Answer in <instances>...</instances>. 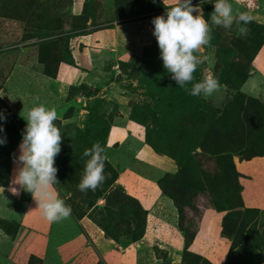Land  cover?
<instances>
[{
    "label": "rangeland",
    "instance_id": "374dc122",
    "mask_svg": "<svg viewBox=\"0 0 264 264\" xmlns=\"http://www.w3.org/2000/svg\"><path fill=\"white\" fill-rule=\"evenodd\" d=\"M229 2L234 15L247 11L253 19L246 25L234 22L229 28L210 26V43L197 53L207 59L193 76L200 80L214 75L220 88L205 98L189 95L163 67L151 24L152 17L167 6L161 0H83L78 7L75 0H0V111L13 112L17 126L14 130L10 123L3 124L0 135H6L7 142L0 145V176L6 175L14 145L22 139L19 134L26 123L22 115L39 97L58 114L54 123L62 140L55 157L56 176L66 197L71 195L66 185H77L70 179L80 181L88 159L83 151L94 143L105 148V179L95 190L89 189L96 207L82 203V209L75 208L78 215L99 217L107 198L117 205L108 213L110 223L120 232L131 221L125 214H131L135 205L123 196L128 193L117 181L118 169L155 178L161 198L153 210L136 219L140 224L144 219L143 235L148 232L152 238L147 248L139 249V262L264 264V210L244 206L237 169L238 161L264 154V100L260 96L250 99L240 89L252 68V55L264 41V20L254 17L264 7L252 0ZM213 7L212 3L200 5L206 18ZM75 21L80 27L71 29ZM229 100L235 101L229 117L237 119L234 125L236 122L238 129L235 135L231 132V141L222 139L231 149L229 159L217 158L198 146L193 152L196 161L187 158V170L177 174L178 165L170 153L148 144L146 126L153 122L154 110L167 115L165 132L152 133L150 139L161 147L167 143L180 146L192 137L212 143V108H222ZM172 121L180 123V137L170 130ZM113 126L123 128L124 133L108 145ZM143 144L172 160L174 170L167 171L157 163L158 158L152 161L143 150L136 151L134 146ZM111 233H115L113 229ZM191 233L193 239L198 235L196 248L200 251L191 247L193 239L185 244ZM116 234L113 240L121 246L143 237L132 241Z\"/></svg>",
    "mask_w": 264,
    "mask_h": 264
},
{
    "label": "crops",
    "instance_id": "0c3cea01",
    "mask_svg": "<svg viewBox=\"0 0 264 264\" xmlns=\"http://www.w3.org/2000/svg\"><path fill=\"white\" fill-rule=\"evenodd\" d=\"M161 1L165 5L172 2ZM82 2L75 0L77 7ZM252 3L264 7V0H252ZM254 17L264 20V10L260 13L257 11ZM252 66V73L243 81L240 89L247 95L260 96L264 100V43L254 56ZM123 133V128L113 126L108 145ZM20 141L14 145V154L18 153ZM134 148L136 151L143 150L152 161L158 158L157 163L164 165L165 170H174L172 160L155 154L148 145L143 144L141 148L135 145ZM15 167L12 157L6 175L0 176V217L19 224L14 237L0 229V264H28L30 255L40 258L41 264H97L98 261L103 264H144L139 262L138 251L148 247L152 239L148 232L139 241L121 246L105 236L87 215L75 218L71 214L58 222H50L36 208V201L30 192L21 191L17 195L10 190L13 186L19 187L12 184ZM237 169L241 174L244 206L264 210V154L238 161ZM121 170L118 169V183L128 194L136 197L146 210H153L154 203L161 198L160 190L154 184L155 178L132 170ZM54 190L59 197L56 188ZM197 236L191 243L193 249L197 246ZM195 250L200 251L199 248Z\"/></svg>",
    "mask_w": 264,
    "mask_h": 264
},
{
    "label": "clouds",
    "instance_id": "9594fccd",
    "mask_svg": "<svg viewBox=\"0 0 264 264\" xmlns=\"http://www.w3.org/2000/svg\"><path fill=\"white\" fill-rule=\"evenodd\" d=\"M204 3L214 5L209 18L200 9ZM252 19L247 11L234 15L229 0H199L198 4H193L192 0H172L162 14L151 19L152 34L164 69L189 95L213 96L220 88L218 79L214 75H206L194 80L193 76L198 65L207 59L197 53L210 43V26L229 28L234 22L246 25ZM22 116L26 123L18 153L13 156L16 167L12 179V184L19 187L13 186L10 190L17 195L21 191L30 192L41 215L50 222H58L71 215V208L54 190L58 170L55 157L61 150L62 140L60 128L54 123L58 119L57 111L35 97L26 115ZM5 119L0 111V121ZM3 132L4 125L0 123V133ZM6 142V135H0V145ZM104 152L105 148L100 143H94L83 151L82 155L88 159L77 185L80 191L95 190L105 179Z\"/></svg>",
    "mask_w": 264,
    "mask_h": 264
},
{
    "label": "trees",
    "instance_id": "16d2710c",
    "mask_svg": "<svg viewBox=\"0 0 264 264\" xmlns=\"http://www.w3.org/2000/svg\"><path fill=\"white\" fill-rule=\"evenodd\" d=\"M122 2H126V0H122ZM137 3H139V0H136ZM161 4V3H160ZM79 16L76 15L74 16L75 20L78 18ZM75 25L80 27L79 23H75L72 22L71 25V29H74ZM74 34H80L79 33H74ZM73 34V35H74ZM264 41H262L260 43V45L257 47V49L254 51L253 55H252V60L254 58V56L256 55L258 49L260 48V46L263 44ZM251 60V61H252ZM253 71V66L252 68L248 71V73L244 76V78L242 79L241 84L243 83V81L247 78L248 75H250ZM243 94L247 95L246 93L242 92ZM250 99H254L255 96H250L248 95ZM258 97V96H256ZM234 100L231 101H226L222 108H212V112L210 114V127H211V131L215 136V139H213L212 143H209L207 141L204 140H198L196 139V137H192L189 141L186 140L185 142H182V144L180 146H173L172 143H167L166 145H162L163 147H161L156 141H152L150 139L152 136V133H156L157 136L158 134L160 135L161 132H165V122H166V118L167 115L164 112H160L157 110L151 111L152 112V121L150 126H146V138L149 140V145L155 149L156 151H161L163 153L168 152L170 153L171 157L174 158L177 162L178 165V170H177V174H181V172H185L187 170V165L189 164L187 161V158H192L194 157V162L195 157H196V153L194 152V149L196 147H200L203 151L208 152L210 154H213L215 156H217V158L220 157H224V158H228L229 159V155L228 153H230L231 149L228 148V144L222 139H226L228 141H231L232 139L230 134L231 132H233V135L236 134V131L238 130L237 127L235 126L237 123L235 122L234 125V120H237L236 118L232 119V117H229L231 115L232 112V108L234 105ZM211 105L208 104V106H206V108L210 109ZM205 108V109H206ZM204 110V109H203ZM2 112L4 113L6 119L3 121H0V123H10L13 127L14 130H17V126L14 123L15 120V115L13 112H11L9 109H4L2 110ZM214 112H217L216 115L214 114ZM200 114L204 115V111L199 112ZM166 116V117H165ZM169 116V115H168ZM171 116V115H170ZM176 117V116H175ZM174 117V118H175ZM172 120V119H171ZM180 120V119H179ZM180 123H178L177 121H172L170 122V130L172 129L173 131L175 130L178 134L177 137L179 136L180 133V129L181 127L179 126ZM194 125L191 127V129L189 130V132L194 129ZM249 130H253L252 125L249 126ZM187 134L189 135L190 133H188V131H186ZM197 132H201V129H197ZM181 133L183 134V132L181 131ZM192 133L195 135V131H192ZM181 134V136H182ZM225 134V135H224ZM191 135V134H190ZM192 136V135H191ZM22 137L21 132L19 134V138ZM223 137V138H222ZM254 145V142H251ZM192 155V156H191ZM189 162H191V160H189ZM231 166L233 165L230 162ZM239 173V172H238ZM240 174V173H239ZM116 179V176L115 178ZM61 180H64L63 177H61ZM70 181H74L77 183H79V178H71ZM77 185L74 186H69L66 185V188L68 189V191L70 190L69 197H66L64 195V193L62 192L60 186L58 185V183H56L54 185V187L56 188L59 197L61 199H63L66 203V205L70 206L71 208V214L75 217V218H79L80 216H82L83 214L78 215L76 212V207L79 209H82L81 204L85 203L86 207H93L95 208L96 205H94L93 202H91L90 198L92 196V192L90 190L87 191H80L79 188L77 187ZM120 185V184H119ZM128 200H131L132 202H134V208L133 212L131 214L129 213H124L125 217H127L129 220V222L126 223L125 227L122 229V231H118V229H116L115 226H112V224L110 223V218H111V213H108L109 208L117 209V205L116 203H109L107 198L106 201L107 203L103 206V208L101 210L98 211V214L100 215L99 217H90L104 232L105 236L110 237L112 239H117V234L116 233H120V235H125L127 237H131V240H137L139 239L142 235H143V227H144V219L142 218L141 220V224L139 223V220L137 221L136 219L139 217L140 213H146V209L141 205V203L139 202V200L134 197V196H130L129 194L124 193V195ZM74 198H79V200H77V202H73L72 199ZM120 209V208H119ZM104 210L105 214L102 213ZM228 216L225 217V219L223 220V228L225 226L226 220H227ZM19 227V224L12 219H5V218H1L0 217V229L10 235V236H15L16 231ZM115 228V229H114ZM113 229V231L115 232L114 234L111 233V230ZM194 233H191L190 235H187V238L185 240V244H189L192 239H193ZM128 244V243H127ZM125 244V245H127ZM124 245V246H125ZM103 264L102 261H99ZM28 264H41V259L38 258L35 255H30L29 260H28Z\"/></svg>",
    "mask_w": 264,
    "mask_h": 264
}]
</instances>
